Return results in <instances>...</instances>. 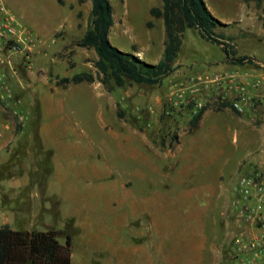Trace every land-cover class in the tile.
<instances>
[{
	"label": "rangeland",
	"instance_id": "obj_1",
	"mask_svg": "<svg viewBox=\"0 0 264 264\" xmlns=\"http://www.w3.org/2000/svg\"><path fill=\"white\" fill-rule=\"evenodd\" d=\"M205 1L224 23L217 33L235 46L233 54L257 63L225 70L232 65L221 46L187 28L174 72L160 84L119 87L101 81L96 51L78 44L91 24L92 0H0L39 36L32 65L15 60L16 74L8 72L0 87L12 130L17 134V124L21 130L29 124L37 131L42 98L60 91L59 117L70 125L68 140L81 146L77 161L93 162L101 172L99 178L79 176V212L89 218L86 235H92L91 256L80 255L79 264H264V220L250 218L242 203L235 205L238 180L257 146L246 137V119L261 120L250 111L236 112L232 102L239 92L229 81L256 93L253 84L261 79L264 88V4ZM111 2V43L158 62L166 31L151 9L163 0ZM84 71L97 77L96 85L57 84ZM91 124L94 130H88ZM30 147L31 159L49 158L36 136ZM44 220L65 226L53 212ZM83 235L79 226L75 253L89 245Z\"/></svg>",
	"mask_w": 264,
	"mask_h": 264
},
{
	"label": "crops",
	"instance_id": "obj_2",
	"mask_svg": "<svg viewBox=\"0 0 264 264\" xmlns=\"http://www.w3.org/2000/svg\"><path fill=\"white\" fill-rule=\"evenodd\" d=\"M228 65L232 66L225 70L240 68L237 64ZM248 65L244 64L243 67ZM83 83L89 87L96 85V81L77 84ZM59 92L47 93L42 98V121L37 126V131L31 130L28 124L23 130L17 129L16 134L10 126L6 129L4 138L0 139V227L8 224L14 229L44 230L49 227L64 229L68 221L72 220L76 229L73 234L72 264H79V256L88 259L92 248L90 246L92 235H86V230L90 226L89 218L85 219L83 212H79L81 203L79 176L87 173L89 176L99 178L101 172L98 165L93 162L85 166L77 161L81 146L75 139L68 140L71 128L59 117L64 111L62 98L57 97V94L60 95ZM246 120L248 134L246 137L257 144L245 165L246 172H251L258 165L264 167V122L261 120L252 123L249 119ZM87 127L88 130L89 128L94 130L93 124ZM35 136H38L42 143L43 151L54 150L53 158L49 161L52 170L49 172L43 169V158L34 155L31 159L29 156V152L32 151L30 142L35 140ZM113 196L111 191L110 203ZM52 212L65 221V226H54L44 220L45 215ZM79 226L83 228L84 239L89 245L81 249V252L75 253L76 244L79 248V236L76 244L74 236L79 235ZM113 246L114 244L108 240L107 250L112 254Z\"/></svg>",
	"mask_w": 264,
	"mask_h": 264
},
{
	"label": "trees",
	"instance_id": "obj_3",
	"mask_svg": "<svg viewBox=\"0 0 264 264\" xmlns=\"http://www.w3.org/2000/svg\"><path fill=\"white\" fill-rule=\"evenodd\" d=\"M244 1L264 4V0ZM91 14V24L78 44L81 47L94 48L96 51L98 59L95 66L104 84L110 81H114L119 87L131 82L160 84L176 69L174 63L187 28H196L205 39L219 44L226 53L227 62L241 65L257 63V58L252 56L233 54L235 46L221 39L222 35L217 33L222 30L220 27L224 23L211 13L205 0H163L161 7L151 9L153 16L163 18L166 31L163 57L156 63L148 62L136 53L120 50L111 43L110 32L114 24V7L111 0H92ZM96 80L97 77L92 72L84 71L71 77L59 78L57 84L66 87L71 83H91ZM203 112L204 110H201L197 114L195 125ZM20 127L17 124V129ZM36 137L39 140L38 136ZM46 152L50 154L48 153L49 158L44 160L43 169L49 172L52 170L49 161L53 153L51 150ZM75 231L72 220L68 221L64 229L49 227L44 230H29L3 225L0 227V264H72ZM62 237L64 242H61Z\"/></svg>",
	"mask_w": 264,
	"mask_h": 264
},
{
	"label": "built area",
	"instance_id": "obj_4",
	"mask_svg": "<svg viewBox=\"0 0 264 264\" xmlns=\"http://www.w3.org/2000/svg\"><path fill=\"white\" fill-rule=\"evenodd\" d=\"M38 44L39 36L35 29L22 22L10 6L0 2V87L4 85L8 72L16 74L15 60L32 65ZM217 79L222 80L223 77L218 76ZM229 81L239 92L232 102L234 109L239 113L250 111L256 119L264 120V88L261 79L253 84L259 87L256 93H251L249 87L240 81ZM7 114V110L0 104V139L4 138L6 129L11 126ZM237 191L240 199L235 201V205L242 203L250 218L264 220V167L258 165L242 175L238 180Z\"/></svg>",
	"mask_w": 264,
	"mask_h": 264
}]
</instances>
